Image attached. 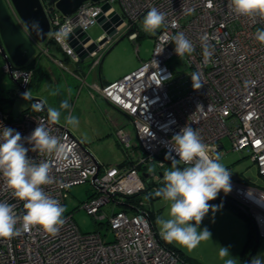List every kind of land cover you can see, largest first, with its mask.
<instances>
[{
  "label": "built area",
  "instance_id": "1",
  "mask_svg": "<svg viewBox=\"0 0 264 264\" xmlns=\"http://www.w3.org/2000/svg\"><path fill=\"white\" fill-rule=\"evenodd\" d=\"M105 1L123 19V26L116 32L123 29L133 40L143 32L138 21L151 8L166 14V25L153 36L147 59L118 79L90 84L133 125V136L122 127L116 129V138L126 151L128 162L119 166L100 164L65 124H53L48 120L46 105L37 97L32 98L29 108L19 111L16 116L0 106V127L19 132L21 142L29 149L28 157L37 162L49 159L31 151V145L27 143V137L37 125L43 124L52 135L60 137L68 155L62 161L52 160L51 175L58 183L43 186L44 190L63 206L69 187L90 181L95 190L83 202L82 208L95 219H104L106 232H83L72 213L64 212L65 223L56 235L33 227L10 239L0 238V264H175L180 259L178 252L160 235L143 198L127 202L126 209H114L109 214L103 212L101 206L123 204L125 196L143 191H146L143 193L145 199L148 192L156 190V183L146 189V182L156 181L162 175L161 168L172 164L170 159H165L166 155L178 159L172 151L171 138L186 125L199 133L210 152L222 148L221 140L226 138L230 149L245 152L255 163L258 175L264 178V44L255 39L257 29L264 30V19L233 14L228 0H87L67 15L62 14L54 3L41 0L49 21L48 33L63 29L69 35L75 27L86 31L97 22L101 4ZM6 2L22 34L31 44L37 43L10 0ZM189 9L194 12L189 14ZM106 19L110 22L109 17ZM180 32L193 42L194 51L180 59L182 69H174L167 61L178 56L174 42L168 38ZM205 35L211 46L209 59H205L201 40ZM100 36L106 39L89 52L91 67L100 62L99 50L111 42L104 30ZM74 37L78 39L77 34ZM49 39L67 57L80 61L66 39L58 42L50 35ZM55 61L66 67L61 60ZM3 69L15 78L17 95L21 96L33 68L4 63ZM194 72L200 73L199 89L192 86L191 74ZM90 94L93 96L92 92ZM33 102L40 105L39 111L32 109ZM178 165L184 166L182 162ZM143 173H146L145 177ZM230 184L229 193L221 192L244 207L259 237L264 239V202L257 203L264 187L237 176H230ZM0 201L14 204L18 215L24 212V202L12 196L2 175ZM109 231L112 238L106 239Z\"/></svg>",
  "mask_w": 264,
  "mask_h": 264
},
{
  "label": "rangeland",
  "instance_id": "2",
  "mask_svg": "<svg viewBox=\"0 0 264 264\" xmlns=\"http://www.w3.org/2000/svg\"><path fill=\"white\" fill-rule=\"evenodd\" d=\"M3 2L9 13L13 15L6 0H3ZM113 5L118 9L117 4L113 3ZM146 14L147 12L138 21V26L142 27V21ZM86 32L92 39H96L103 32V28L96 22L89 26ZM124 33L125 30L120 29L111 36V42L103 50H99V53L101 52L100 62L93 67L90 66L92 58L89 55L79 62L67 57L58 48V45L49 39V33L43 41L32 42L34 53L30 60L35 59L34 76L30 78L26 90H28L32 98L42 99L46 108H58L59 104L67 99L70 104L69 111L78 118L79 125L77 127L66 125L64 123L66 112H62L60 124H65L84 148L100 164L105 166H119L122 163L125 157L124 148L116 138V129L122 127L124 130L130 131L133 136V125L123 112L108 103L90 84L93 81L100 84V81L118 79L125 72L135 69L141 60L149 57L154 39L153 35L144 31L135 40L124 35ZM119 36L122 37L119 38ZM45 50L47 51L45 52ZM56 59L61 60L66 67L59 66L55 61ZM180 59L173 56L167 61V64L174 69H182L183 63ZM4 63L5 60L0 52V106L3 110L16 116L19 111L29 107L32 99L26 101L22 98V95H17L18 84L13 80L10 73L3 69ZM11 66L15 67V65ZM90 92L93 93V96ZM52 93H55V95H52ZM130 141L133 140L131 139ZM221 141L223 147L219 148L216 153L220 154L221 163L229 169L231 176L243 177L258 186L264 187V178L258 175L257 167L250 157L245 152L231 150L229 141L226 138H222ZM178 166L181 168L185 167V165ZM171 167L172 164H169L161 168L162 175L157 176L156 180L159 187L163 186L160 181L163 179L164 172ZM94 190L95 187L90 181L69 187L63 207L65 212L72 213V217L81 231L99 230L103 234L106 232L104 219H95L82 208L83 202ZM142 198L145 200L146 208L154 213V225L159 229L156 224V218L160 216L167 218L169 205L159 197L144 199L141 196ZM209 204L217 206V201H209ZM118 208V205L112 203L101 206L102 211L106 214ZM233 212L235 215L227 219L223 211L218 209V207L215 212L210 209L198 229L199 231L207 228L210 232V239L202 241L193 249H188L174 242L171 243L172 246L190 260H200L203 264H225V260L230 257L221 258L219 255L220 247L227 248L229 255L233 258L231 245L237 248L238 244L236 245L235 242L233 244L232 239L226 234L224 229L229 228L236 231L237 235H239L241 226L242 230L244 229L245 231L244 241L249 231L246 216L239 214L235 210ZM105 238H112L110 231L105 235ZM249 252H251L249 261L255 256L264 259V239H259L253 248L252 246L248 248L247 253ZM244 256L241 257L240 254L234 255L236 264H243ZM175 264H182V262L178 259Z\"/></svg>",
  "mask_w": 264,
  "mask_h": 264
},
{
  "label": "clouds",
  "instance_id": "3",
  "mask_svg": "<svg viewBox=\"0 0 264 264\" xmlns=\"http://www.w3.org/2000/svg\"><path fill=\"white\" fill-rule=\"evenodd\" d=\"M228 7L237 16L264 19V0H228ZM188 12L191 14L194 9H189ZM165 25L166 14L155 7L147 12L142 21L143 31L153 36ZM28 28L37 35L43 34L39 21H33ZM48 35L62 42L68 34L61 29ZM168 39L174 42V51L178 57L182 58L186 54L193 53V42L183 32ZM208 39L207 35L201 38L205 59H209L212 54L211 46L207 43ZM255 39L260 44H264V30L257 29ZM29 61L30 59L26 63ZM191 80L194 89L201 87L199 72L192 73ZM22 98L26 101L32 99L28 90L22 93ZM32 109L39 111L40 105L33 102ZM69 109L70 104L67 99L63 100L58 108L48 107V120L58 124L61 122L62 112H66L64 123L77 127L79 120ZM21 141L19 132L9 127H0V175L4 178L12 196L24 202V212L18 215L14 204L0 201V238L10 239L20 235L21 232L30 231L33 227H39L47 234L56 235L65 223L63 218L65 208L57 199L48 195L43 186L58 183L51 175V162L64 160L68 155V149L62 139L52 135L43 124L37 125L27 137V143L31 145V151L49 159L37 162L29 158V149ZM171 144L172 151L178 159L171 154L165 156V159L171 160L172 167L163 174V186L149 193L145 199L159 197L169 205L167 218L163 216L156 218L162 238L169 243L174 242L193 249L202 241L210 239L207 228L198 231L199 225L210 209L212 212L217 211V207L210 205L209 201L215 200L221 191L225 194L231 191V173L221 163L220 154L210 152L199 133L191 126H184L172 136ZM181 162L185 167L178 166ZM261 202H264V193H260L257 200V203ZM219 255L221 258L230 257L225 260V264H236L227 248L220 247ZM248 264H264V259L255 256Z\"/></svg>",
  "mask_w": 264,
  "mask_h": 264
},
{
  "label": "water",
  "instance_id": "4",
  "mask_svg": "<svg viewBox=\"0 0 264 264\" xmlns=\"http://www.w3.org/2000/svg\"><path fill=\"white\" fill-rule=\"evenodd\" d=\"M50 3H54L55 7L64 15L73 12L82 2L87 0H48ZM93 2H99L102 0H90ZM17 15L29 30L31 35L36 41L41 42L45 39L49 31V21L43 9L41 0H10ZM101 12L97 16V23L101 25L106 35L113 36L116 33L117 28H121L124 24L123 19L116 9L108 2L105 1L101 4ZM109 17L110 22L106 19ZM33 21H39L41 28L43 29L42 35H37L35 32L28 28ZM74 34L78 35V39L74 37ZM106 39L105 36H100L94 41L85 30H81L80 27H75L73 33L67 35L66 40L73 48L74 53L79 57V60H84L89 55V52L97 48L98 44H101ZM0 52L8 66H22L33 55L34 47L21 33L18 26L14 22L10 13L8 12L3 0H0ZM13 78V77H12ZM13 80L16 82L15 78ZM85 149V148H84ZM146 176V173H143ZM218 196L232 202L241 210H245L244 207L237 201L229 198L223 192H219ZM254 227V225H253ZM255 243L259 241V234L254 227ZM251 252L247 253L244 264H248Z\"/></svg>",
  "mask_w": 264,
  "mask_h": 264
},
{
  "label": "trees",
  "instance_id": "5",
  "mask_svg": "<svg viewBox=\"0 0 264 264\" xmlns=\"http://www.w3.org/2000/svg\"><path fill=\"white\" fill-rule=\"evenodd\" d=\"M140 33L141 32H139L137 34L136 38H138L140 35H142ZM124 35H127V34L124 33ZM122 36H123V34H122ZM122 36H119V38H121ZM119 38H117V39H119ZM58 48H60V47L58 46ZM34 64H35V59H31L28 63L25 64L26 66H31L33 68L30 78L34 76ZM30 78H29V80H30ZM29 107H30V105H29ZM124 154H125V157L123 158V161H122V163L120 165H125L128 162V160L126 159L127 157H126V151L125 150H124ZM139 168H142V167H139ZM145 180H148V179H145ZM160 182L163 183V179H161ZM152 183H156L157 188H159V185H158L157 181H149V182H146V189H149L151 187ZM145 192L146 191L138 192V193H135V194L130 195V196H125V200H123V204H118V206H119L118 209H126V203L127 202H136V201H138L139 199H141V196L142 197L145 196L143 194ZM152 192H154V191L151 190L150 192H148V194L146 196H148L149 193H152ZM150 198H152V197H150ZM215 200H218V201L226 204L227 206H229L232 209H234L235 211H237L239 214H242V215L246 216L247 222H248V226H249L248 227L249 231H248V236H247L246 240L244 241V245H243V248H242V254L244 255L245 254L244 252L247 253L248 248H250L251 246L253 248L258 243V242L255 243L254 227H253V223H252V219H251L250 215L248 214V212L246 210H244V211L241 210L239 207H237L232 202H229L226 199H224V198H222V197H220L218 195H217V198ZM148 212H149V216L151 217L152 221L155 222L154 221V213L152 211H149V210H148ZM169 246L174 248L171 243L169 244ZM174 249L178 252V255H179V258L182 261V264H185V263H189V264H203L199 260H190V259L186 258L184 255H182V253H180V251L178 249H176V248H174ZM246 255L244 256V259H245Z\"/></svg>",
  "mask_w": 264,
  "mask_h": 264
},
{
  "label": "crops",
  "instance_id": "6",
  "mask_svg": "<svg viewBox=\"0 0 264 264\" xmlns=\"http://www.w3.org/2000/svg\"><path fill=\"white\" fill-rule=\"evenodd\" d=\"M125 73H127V72H125ZM113 80H115V79H113ZM113 80L100 81V84H105V83H108V82L113 81ZM168 165L169 164H167V166ZM216 201H217V204H216L217 206L216 207H218V209H220V210L223 211V213H224V215H225V217L227 219H229L230 217H232L233 215H235L234 212H233L234 210H232L229 206H227L226 204H224V203H222V202H220L218 200H216ZM213 203H215V202H213ZM233 221H234V217H233ZM228 222H230V221L228 220ZM224 231L232 239L233 244H234V242H235L236 245L238 244L237 245L238 246L237 248L231 245L232 252H233V258H234V255L237 256L238 254H240L241 257H243L244 255L242 254V248H243V245H244V236H245L244 229L242 230V227L240 226L239 235H237L238 233L236 231L230 230L229 228L228 229H224ZM244 253H246V252H244ZM243 263H244V260H243Z\"/></svg>",
  "mask_w": 264,
  "mask_h": 264
}]
</instances>
